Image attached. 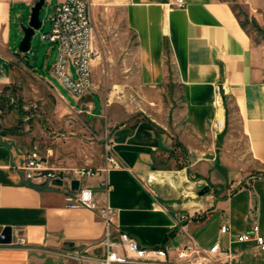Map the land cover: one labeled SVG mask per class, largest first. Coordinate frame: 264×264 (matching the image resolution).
Segmentation results:
<instances>
[{
    "label": "crops",
    "instance_id": "1",
    "mask_svg": "<svg viewBox=\"0 0 264 264\" xmlns=\"http://www.w3.org/2000/svg\"><path fill=\"white\" fill-rule=\"evenodd\" d=\"M9 1L0 0V88L11 81L17 53L7 41ZM46 1L53 10L58 0ZM88 1L101 55L120 24L132 34L135 88L107 97L91 67V84L78 98L56 80L71 101L43 79L65 134H51L34 119L24 124L26 112L2 107L0 97V226L28 245L0 243V264H99L103 223L95 210L68 207L66 196L77 191L70 169L103 164L105 137L119 166L77 180L98 205L115 209L118 229L143 246L218 242L234 251L233 264H264L253 241L236 239L254 222L264 233V46L253 42L238 14L264 25V0H238L240 9L231 0H184L182 7L173 0ZM65 111L71 114L62 117ZM29 154L63 178H26ZM178 214L186 219L178 222Z\"/></svg>",
    "mask_w": 264,
    "mask_h": 264
},
{
    "label": "built area",
    "instance_id": "2",
    "mask_svg": "<svg viewBox=\"0 0 264 264\" xmlns=\"http://www.w3.org/2000/svg\"><path fill=\"white\" fill-rule=\"evenodd\" d=\"M172 3L176 7L185 5L184 0H173ZM88 7V0H58L50 15V31L41 34V39L57 43V55L50 70L52 75L76 98L90 86L92 63L101 57V48L93 37ZM216 124L217 127L221 125L220 122ZM118 166L119 161L113 151L112 141L105 137L103 164L97 167H75L70 169L68 174L77 179L93 177ZM46 168L48 167L41 157L29 154L23 166V174L28 179L44 177L41 172ZM53 178L60 180L63 175ZM66 202L68 207H84L97 211L103 223V253L95 260L99 264H233L236 256L230 247L221 246L218 242L204 247L191 238L178 246H169L167 243L143 246L117 228L115 209L108 203L98 205L94 193L87 186L78 185L74 194L66 196ZM254 212L255 208H250L249 214ZM177 218L180 222L186 219V216L178 214ZM219 230L225 233L229 231V225L223 222ZM236 239L240 242L253 241L264 251V233L259 231L256 222L249 230L239 233ZM7 244L28 247L23 236L11 239ZM67 255L82 261L89 259L78 253Z\"/></svg>",
    "mask_w": 264,
    "mask_h": 264
},
{
    "label": "rangeland",
    "instance_id": "3",
    "mask_svg": "<svg viewBox=\"0 0 264 264\" xmlns=\"http://www.w3.org/2000/svg\"><path fill=\"white\" fill-rule=\"evenodd\" d=\"M36 0H30V6ZM235 9H240L238 0H231ZM30 6L21 0H10L9 11L7 19V41L12 50L17 53L13 57L14 65L11 81L9 86L0 88V93L8 94L7 98L2 99V107L18 106L26 112L23 114L25 124L31 120L29 124H34L38 121L40 124L47 126L51 134L57 132L65 134L62 124L54 121L51 112L55 108V95L46 81H48L58 92L69 98L67 91L62 88L55 77L51 74V67L57 55V43L49 41L48 39H41L42 33L50 31V15L52 7L49 2L44 1L39 10V20L41 25L34 30L31 37L30 49L27 52H21L18 49V43L22 37L21 24H27ZM243 26L247 28L253 42L264 46V25H259L251 22L247 14L242 10L238 12ZM118 35L114 40H108L105 45L106 54L101 55L94 61L96 82L98 89L103 95L107 97L113 96V99H118V95L131 92L135 88V71L136 59L134 56V39L132 34L125 32L123 24L117 28ZM3 32L0 30V40ZM5 44V41L3 42ZM4 47H6L4 45ZM34 67L36 74L41 77L35 76L27 67ZM46 81H44V80ZM16 107H13L12 115L15 116ZM53 113V112H52ZM70 112L65 111L62 117L70 115ZM11 115V116H12ZM11 116L8 118L11 119ZM29 118V119H28ZM34 119V120H33ZM13 121V120H12ZM11 121V122H12ZM31 126V128H33ZM77 134V133H76ZM97 150H101L100 138L92 136ZM264 173V171H262Z\"/></svg>",
    "mask_w": 264,
    "mask_h": 264
},
{
    "label": "water",
    "instance_id": "4",
    "mask_svg": "<svg viewBox=\"0 0 264 264\" xmlns=\"http://www.w3.org/2000/svg\"><path fill=\"white\" fill-rule=\"evenodd\" d=\"M44 0H36L30 6V14L27 21V24H21L22 37L18 43V49L21 52H27L30 49L31 37L34 33V30L41 25V21L39 20V10L43 5ZM41 175L55 177L59 176V173H55L49 168L42 170ZM78 180L73 179L71 181V187L77 188ZM208 187H203L200 189L199 194H204L207 192ZM11 240V227L10 226H0V243H8Z\"/></svg>",
    "mask_w": 264,
    "mask_h": 264
},
{
    "label": "trees",
    "instance_id": "5",
    "mask_svg": "<svg viewBox=\"0 0 264 264\" xmlns=\"http://www.w3.org/2000/svg\"><path fill=\"white\" fill-rule=\"evenodd\" d=\"M0 97H1V99H4L5 98L4 95H1ZM175 144L176 145H179L178 141H175Z\"/></svg>",
    "mask_w": 264,
    "mask_h": 264
}]
</instances>
